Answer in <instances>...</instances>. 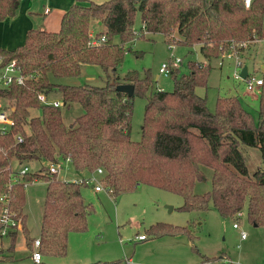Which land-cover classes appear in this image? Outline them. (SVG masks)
<instances>
[{"label":"trees","instance_id":"trees-1","mask_svg":"<svg viewBox=\"0 0 264 264\" xmlns=\"http://www.w3.org/2000/svg\"><path fill=\"white\" fill-rule=\"evenodd\" d=\"M18 2L0 0V21L15 15ZM136 12L137 37L159 34L168 49L197 47L203 61L187 62L185 74H179L178 67L169 68L171 92L152 88L147 72L141 79L135 72L123 76V84L133 87L132 97L145 98L140 137L133 142L129 137L132 97L117 91L123 84L117 82L115 72L122 62L123 45L136 38L132 30ZM263 19L264 0H251L247 8L242 0H107L100 4L76 0L61 15L56 32L30 29L22 46L0 50V67L13 61L22 78L19 85L0 87L2 108L13 123L5 134L0 133V196L8 195L9 211L25 231L22 184L45 183L39 253L64 256L67 234L84 231L92 210L79 188L87 186L83 179L97 169L102 173L98 176L102 190L110 198L147 185L180 196L181 211L202 212L210 205L220 218L238 219L244 210L249 224L264 228V76L255 121L235 97L217 98L214 111L209 112L205 99L195 93L197 87L205 86L211 61L220 62L225 54L240 60L259 41ZM91 33L94 39L103 36L105 42L90 45ZM82 66L98 67L104 84L52 82L78 77ZM40 94L58 95L62 106L42 105L37 100ZM71 105L81 112L65 125L61 110ZM243 148L255 149L260 156L251 176ZM54 156L68 158L78 178L61 181L48 174L46 164ZM13 163L18 169L36 163L45 167L28 168V173L18 176ZM204 169L211 171L210 189L196 195L192 188L205 180ZM11 176L16 182L7 189ZM194 225L155 224L147 231L152 237L188 235V227ZM16 234L13 230L6 235L11 249ZM24 240L29 241L26 236Z\"/></svg>","mask_w":264,"mask_h":264},{"label":"rangeland","instance_id":"rangeland-1","mask_svg":"<svg viewBox=\"0 0 264 264\" xmlns=\"http://www.w3.org/2000/svg\"><path fill=\"white\" fill-rule=\"evenodd\" d=\"M33 5L41 14L43 6L52 12L45 18L55 17L56 6H69L73 0H46L39 5L37 0H25ZM86 2L100 4L105 0H85ZM107 1V0H106ZM24 3V0H19ZM53 3L56 6H52ZM53 17V18H52ZM39 16L38 21L41 22ZM54 24V23H53ZM54 28V27H53ZM140 28L139 13L133 17L132 30L135 32L134 40L123 45L122 62L117 67L115 77L117 82L123 84V76L128 72H135L138 78L144 73L149 74L152 88H160L164 92H171L173 85L171 77H162L158 74L161 64H166L172 57L181 60L178 73H187V62H202L197 47L187 50L176 46L168 49L164 38L159 34L144 33L137 37ZM97 30V29H96ZM98 32V30L96 31ZM118 39H113L116 44ZM264 19L259 41L253 43L245 51L240 60L229 59L223 55L222 61L213 60L209 63L206 84L197 87L195 93L205 99L209 112H213L217 98L235 97L241 106L256 120L257 89L247 92L242 81L235 80L232 74L243 66L250 76L261 79L264 76ZM235 62L239 66H235ZM220 67V68H219ZM104 75L96 66H82L78 77L71 79L52 80L56 84L102 86ZM58 99V95L48 97ZM145 98L132 97V111L129 128V137L137 142L140 137V127L143 117ZM77 105H71L61 110L65 125L71 123L80 114ZM242 154L248 176L259 167L260 156L257 150L243 148ZM45 164L36 163L28 166L31 171L38 170ZM12 169L17 170L13 163ZM95 172V171H94ZM93 173L89 177L97 178ZM205 180L195 182L192 192L202 195L210 189L211 171L203 170ZM57 178L61 181L78 178L70 166L60 171ZM24 229L17 230L13 240V247L9 238H0V264H34L30 257L32 252L30 241L39 234L42 203L45 194V183L42 180L32 181L24 189ZM80 195L85 204L91 207L92 212L85 219V229L82 232H69L66 236V251L64 256H51L40 253V264H121L129 259L132 264H220L222 261H231L237 264H264V228L254 226L247 222L244 210L241 216L234 219H222L208 207L206 211L185 212L179 210L182 205L180 196L168 193L147 185L136 186L131 192L115 198L108 197L104 191L94 192L93 185L79 188ZM169 208L171 210H169ZM188 227V235L152 237L148 233L149 227L155 224H167L173 227ZM238 225V230L232 228ZM245 233V240H239V231ZM23 234V235H22ZM145 235V241L135 240V236ZM26 236L29 241H25ZM31 248V250L29 249ZM223 258V259H222Z\"/></svg>","mask_w":264,"mask_h":264},{"label":"built area","instance_id":"built-area-1","mask_svg":"<svg viewBox=\"0 0 264 264\" xmlns=\"http://www.w3.org/2000/svg\"><path fill=\"white\" fill-rule=\"evenodd\" d=\"M251 0H242V3L245 8H247L250 5ZM47 12V9L44 11V13ZM105 42V38L103 36H100L99 38L94 39L92 33L90 34V45H99ZM225 57L231 59V55H226ZM262 59L264 61V52L262 53ZM180 63V60L177 57H174L170 64H161L158 68V74L162 77H168L170 74L169 68H176L178 67ZM235 66H239L237 62L234 63ZM240 71V69H239ZM239 71L232 74V77L235 80L242 81L244 88L247 92H251L254 89H258L259 86L262 84L261 79H256L250 74H246L245 78L241 80L239 78ZM22 81L21 76H19L18 72L15 71L14 62L10 61L3 67H0V87H7L12 83H15L19 85ZM158 91H162L160 88H157ZM37 100L42 105H47L51 107H61L62 103L59 99H49L46 98L43 94H40L37 96ZM2 100L0 99V133L1 135L5 134L8 129L12 126V121L7 117V113L4 112L2 108ZM14 140L16 143L21 142V138L19 136H15ZM70 161L68 158L62 159L60 156H54L53 160L46 164V169L48 174L57 175L60 171H65L66 167L69 166ZM29 169L26 166H21L18 169L17 175L23 176L26 173H28ZM94 174L97 176V178L88 177L83 179L84 183L87 185L92 184L94 192H103L102 187L99 183L98 176H100L101 170L97 169L95 170ZM79 183L82 182V180H77ZM16 182V178L11 176L8 183H7V189H10L11 186ZM28 185V183H23L22 187L23 189ZM8 195H2L0 196V204H1V212H0V238L6 237L7 233L9 231H17L21 229V223L18 218H16L14 213H11L9 211V205H8ZM242 213H238L237 217L241 216ZM233 229L238 230L237 224H232ZM245 238V233H243L241 230L239 231V239L243 240ZM135 240L137 241H143L145 240L144 235H138L135 236ZM32 252L30 254V259L34 264H40V253L38 251L39 248V240L34 239L31 243ZM121 264H132V262L129 259H125Z\"/></svg>","mask_w":264,"mask_h":264},{"label":"crops","instance_id":"crops-1","mask_svg":"<svg viewBox=\"0 0 264 264\" xmlns=\"http://www.w3.org/2000/svg\"><path fill=\"white\" fill-rule=\"evenodd\" d=\"M82 1H84V0H82ZM25 2H26L25 0H24V3H21V4L18 2L16 13L13 17L6 18V19L0 21V50H2V51H12V50L16 49L17 47L22 46V44L24 42L25 34L30 29H40V30H44L47 32H56L58 30V27H59V21H60L61 15L72 4H74V2H76V0H73L71 2V4H69V6H67V7L66 6L59 7V6H56L53 3H51L52 6L57 7V9L53 10L55 13V17L54 18L52 17L53 19L45 18L49 14L51 15V12H52L48 7L42 5V4H45L46 0H37L36 1L37 4L42 5V7H43L41 14H39L40 13L39 10H36V8H33V5H31L29 3H25ZM46 9H47V12L44 13V11ZM39 16L42 17L41 22L38 21ZM246 71H247V74H249L247 68H246ZM257 93H258V89H257ZM16 236H17V234H16ZM37 238H38V236L35 239H37ZM145 240H143V241H145ZM243 240H245V238ZM243 240H240V241H243ZM24 245H25V240H24ZM25 247H26V245H25ZM26 248H28V247H26ZM29 249L31 250V248H29Z\"/></svg>","mask_w":264,"mask_h":264},{"label":"water","instance_id":"water-1","mask_svg":"<svg viewBox=\"0 0 264 264\" xmlns=\"http://www.w3.org/2000/svg\"><path fill=\"white\" fill-rule=\"evenodd\" d=\"M246 74H247L246 67L243 66L240 69V71H239V78L241 80H243L245 78ZM116 89L120 93L125 94L128 98L132 97V94H133V87H132V85L123 84V85L117 86ZM169 210H171V209L169 208Z\"/></svg>","mask_w":264,"mask_h":264}]
</instances>
